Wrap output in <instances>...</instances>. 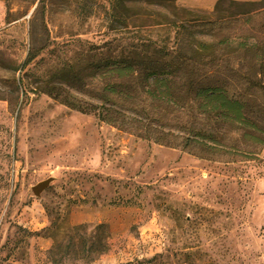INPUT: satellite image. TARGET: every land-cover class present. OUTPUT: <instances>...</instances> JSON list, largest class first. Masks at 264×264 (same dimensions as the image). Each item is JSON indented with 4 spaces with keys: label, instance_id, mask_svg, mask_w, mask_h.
I'll use <instances>...</instances> for the list:
<instances>
[{
    "label": "rangeland",
    "instance_id": "rangeland-1",
    "mask_svg": "<svg viewBox=\"0 0 264 264\" xmlns=\"http://www.w3.org/2000/svg\"><path fill=\"white\" fill-rule=\"evenodd\" d=\"M218 1L177 5L211 17ZM223 1L238 18L264 7ZM109 2L0 0V264H264V148L249 162L199 160L36 89L52 65L112 37Z\"/></svg>",
    "mask_w": 264,
    "mask_h": 264
},
{
    "label": "trees",
    "instance_id": "trees-1",
    "mask_svg": "<svg viewBox=\"0 0 264 264\" xmlns=\"http://www.w3.org/2000/svg\"><path fill=\"white\" fill-rule=\"evenodd\" d=\"M236 5L220 0L204 17L177 0H110L112 37L52 65L36 89L143 142L208 162L254 161L264 148V7L238 18ZM46 47L31 45L22 67Z\"/></svg>",
    "mask_w": 264,
    "mask_h": 264
},
{
    "label": "water",
    "instance_id": "water-1",
    "mask_svg": "<svg viewBox=\"0 0 264 264\" xmlns=\"http://www.w3.org/2000/svg\"><path fill=\"white\" fill-rule=\"evenodd\" d=\"M51 179L44 180L39 182L31 188V192L35 197H39L42 192L49 186Z\"/></svg>",
    "mask_w": 264,
    "mask_h": 264
}]
</instances>
